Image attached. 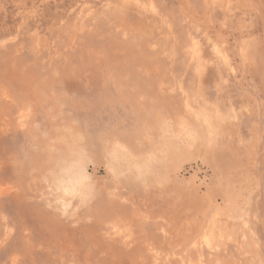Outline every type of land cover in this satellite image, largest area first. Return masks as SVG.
<instances>
[{
  "label": "rangeland",
  "instance_id": "obj_1",
  "mask_svg": "<svg viewBox=\"0 0 264 264\" xmlns=\"http://www.w3.org/2000/svg\"><path fill=\"white\" fill-rule=\"evenodd\" d=\"M0 264H264V0H0Z\"/></svg>",
  "mask_w": 264,
  "mask_h": 264
}]
</instances>
